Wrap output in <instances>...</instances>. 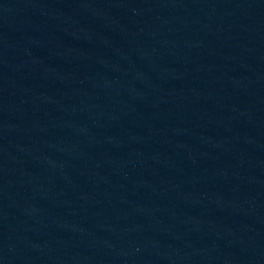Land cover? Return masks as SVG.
<instances>
[{
    "label": "water",
    "instance_id": "obj_1",
    "mask_svg": "<svg viewBox=\"0 0 264 264\" xmlns=\"http://www.w3.org/2000/svg\"><path fill=\"white\" fill-rule=\"evenodd\" d=\"M0 264H264V0H0Z\"/></svg>",
    "mask_w": 264,
    "mask_h": 264
}]
</instances>
